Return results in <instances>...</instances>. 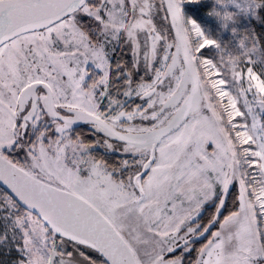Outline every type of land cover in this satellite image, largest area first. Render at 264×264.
Returning <instances> with one entry per match:
<instances>
[{"label":"snow or ice","instance_id":"6c2138e0","mask_svg":"<svg viewBox=\"0 0 264 264\" xmlns=\"http://www.w3.org/2000/svg\"><path fill=\"white\" fill-rule=\"evenodd\" d=\"M203 7L0 0V264H264V0Z\"/></svg>","mask_w":264,"mask_h":264},{"label":"rangeland","instance_id":"374dc122","mask_svg":"<svg viewBox=\"0 0 264 264\" xmlns=\"http://www.w3.org/2000/svg\"><path fill=\"white\" fill-rule=\"evenodd\" d=\"M204 2L208 3L209 7H208V10H206V13H208L209 9L211 8V2L212 0H204ZM190 15V14H189ZM209 19H210V24L209 26H205L206 28H210L212 30H216L217 28V21L215 20V18L211 17V16H208ZM244 19L245 22L243 23H246L244 24L246 27H247V20H252L251 17H248L247 19H245L244 17H242ZM241 33H244V31L246 29H249L248 28H245V27H237ZM223 37L225 40H228L230 39V32L229 31H224L222 33ZM129 60L130 59V56L127 52V49L124 48V49H117L115 55H113L112 57V60L113 62H115L116 60ZM96 72V69L94 68V66H89V73H90V76L92 73ZM80 125H84L83 128L79 129V130H75V127L78 125H75L74 128H73V131H72V135L75 137L76 135H81L83 136V138L86 140V141H92L94 140L96 137L94 135V133L92 132L91 130V127L87 124H84V123H79ZM95 154L97 156H105L108 160V163L109 164H113L115 162H117L119 159H120V154L118 153H106L105 150L103 148H97L95 150ZM22 158V157H21ZM232 209V201L231 199L229 200L228 202V207L227 209L224 211V214L227 215L228 214V211H230ZM209 213L208 212H205L203 217L198 221L199 223H203V224H206L207 223V220L209 218ZM217 228H218V225H217ZM217 228H213L212 231H215L217 230ZM208 236V238H210V234H206ZM207 240L204 239V238H195V242L191 245V247L193 248V251L191 253V255L189 257H186L185 259V264H189L190 261L194 260V258L197 256V250L204 244L206 243Z\"/></svg>","mask_w":264,"mask_h":264},{"label":"trees","instance_id":"16d2710c","mask_svg":"<svg viewBox=\"0 0 264 264\" xmlns=\"http://www.w3.org/2000/svg\"><path fill=\"white\" fill-rule=\"evenodd\" d=\"M205 3V7L201 8L200 12H199V16L202 18L201 22L204 24V26H209L210 24V19L206 13V10H208V3L204 2ZM189 14L192 15V10L190 9L189 10ZM245 22L244 19L242 17H240L238 19V23L235 25L236 27H245V28H255V30L257 31V33H261V34H264V23H257L255 20H247L248 24H247V27L244 25L246 23H243ZM262 39H264V36H262ZM84 125H80L78 124L76 127H75V130H79L81 128H83Z\"/></svg>","mask_w":264,"mask_h":264}]
</instances>
